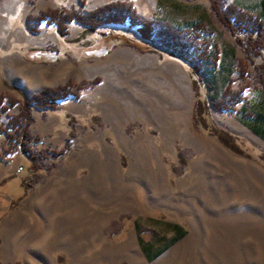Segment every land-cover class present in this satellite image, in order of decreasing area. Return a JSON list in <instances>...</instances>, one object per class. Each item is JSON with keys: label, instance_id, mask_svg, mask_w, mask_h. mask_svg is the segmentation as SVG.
I'll return each mask as SVG.
<instances>
[{"label": "rangeland", "instance_id": "rangeland-1", "mask_svg": "<svg viewBox=\"0 0 264 264\" xmlns=\"http://www.w3.org/2000/svg\"><path fill=\"white\" fill-rule=\"evenodd\" d=\"M156 1L129 3L143 19H194L196 46L207 54L199 88L208 120L248 153H264V142L213 103L225 85L264 88L231 28L210 0ZM259 4L219 0L218 8L254 15ZM50 9L93 8L86 0H0V92L22 99L67 79L78 92L52 107L29 104L38 175L20 184L30 175L20 154L2 186L10 201L0 214V264H264V162L192 124L186 62L156 37L140 41L127 21L87 29L65 20L60 35L54 23L35 20ZM17 111L0 108L1 123ZM0 152H19L7 133L0 132Z\"/></svg>", "mask_w": 264, "mask_h": 264}, {"label": "trees", "instance_id": "trees-1", "mask_svg": "<svg viewBox=\"0 0 264 264\" xmlns=\"http://www.w3.org/2000/svg\"><path fill=\"white\" fill-rule=\"evenodd\" d=\"M219 0H210V7L218 14L217 16L231 28L237 44L243 47L248 58L253 62L255 69L259 75V80L264 83V60L261 54V49L264 44V0H261L260 11L257 14H249L246 11H240L235 6H228L227 12H222L218 8ZM45 19L47 22L55 24L59 34L62 35L65 32V26L63 22L65 20L79 21L86 26L87 29H91L97 25L107 23H123L127 21L130 26H135V30L142 42H152L153 37L157 38V44L168 55L179 57L187 64V69L192 76V88L194 91L193 105L191 109V118L193 125H201L208 132L217 136V139L227 145L234 152L243 153V155L250 156L256 159L258 162H264V153L250 154L245 151L235 140V136L229 131L218 128L213 122L208 120V107L207 101L204 100L202 92L199 88L201 82H203L200 75V69L202 65L207 61L206 52L204 48L197 47L196 41L198 34L194 31L199 28L198 24L190 25L188 28L181 29L168 24L165 21H159L154 19H143L137 13L128 0H111L104 4H100L93 9L86 10L84 13H74L72 10L64 11V15H60L56 10H44L41 11L35 17L36 21ZM239 24V27L233 26L232 22ZM244 32V37L240 36V32ZM127 43L131 41L124 39ZM123 40V41H124ZM132 44V43H131ZM137 46V45H135ZM139 48V45L137 46ZM141 49V48H139ZM246 68L243 63H239L237 75L244 77ZM264 91V88H260ZM78 96V92L72 88L70 80H65L59 85H53L39 89L32 93L30 96L22 99H16V97L6 96L0 92V108L7 110L9 106L16 104L17 113L9 114L8 125L4 126L0 121V132L7 133L14 140L17 145L20 154L27 155L28 159V172L30 175L27 178H23L20 182L26 187L32 179L38 175L35 171L39 168L35 157L37 156L33 149L29 146L27 138L28 126L31 121V111L29 104H33L35 107H47L54 106L60 100L66 96ZM243 97L242 89L233 91L228 85H225L222 89L219 99L214 100V105L219 110L233 109L234 105ZM255 120L259 123L260 133L264 135V119L257 117ZM7 127H11V131L7 130ZM69 136L72 135V131H68ZM67 144V142H65ZM63 144L59 149L55 151L57 155H61L67 148Z\"/></svg>", "mask_w": 264, "mask_h": 264}, {"label": "crops", "instance_id": "crops-1", "mask_svg": "<svg viewBox=\"0 0 264 264\" xmlns=\"http://www.w3.org/2000/svg\"><path fill=\"white\" fill-rule=\"evenodd\" d=\"M87 4L90 5V8H94L99 4H104L110 0H86ZM149 2L151 4H157L156 0H128L135 8L136 5L140 2ZM172 5V4H171ZM176 5H182L180 2H176ZM183 6V5H182ZM165 20V22H170L172 26L177 28H188L191 23L195 22L194 19H185L182 20L180 18L168 19V17H160ZM163 20V21H164ZM18 77V82H24L23 74ZM21 84V83H20ZM259 86H254L247 90V92L243 91V97L234 105L233 109L226 110L228 113L233 116V118L239 123L241 127L244 128L248 133L257 137L260 142H264V135L260 133L259 123L255 120L256 118L261 117L264 119V91L260 89ZM16 154V155H15ZM19 152L16 153H5L1 154L0 152V191H5L3 189V184L7 182V178L10 176H14L15 170L18 166Z\"/></svg>", "mask_w": 264, "mask_h": 264}, {"label": "water", "instance_id": "water-1", "mask_svg": "<svg viewBox=\"0 0 264 264\" xmlns=\"http://www.w3.org/2000/svg\"><path fill=\"white\" fill-rule=\"evenodd\" d=\"M37 52H34V54L36 55ZM46 57L48 58H52V54H46ZM0 198L3 199V201H0V214L8 208L9 206V201H10V197L8 196L6 191H0Z\"/></svg>", "mask_w": 264, "mask_h": 264}]
</instances>
